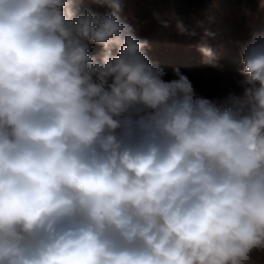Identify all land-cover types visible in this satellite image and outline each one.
Instances as JSON below:
<instances>
[{
    "label": "clouds",
    "instance_id": "obj_1",
    "mask_svg": "<svg viewBox=\"0 0 264 264\" xmlns=\"http://www.w3.org/2000/svg\"><path fill=\"white\" fill-rule=\"evenodd\" d=\"M122 8L0 0V264H259L264 31L210 99Z\"/></svg>",
    "mask_w": 264,
    "mask_h": 264
},
{
    "label": "rangeland",
    "instance_id": "obj_2",
    "mask_svg": "<svg viewBox=\"0 0 264 264\" xmlns=\"http://www.w3.org/2000/svg\"><path fill=\"white\" fill-rule=\"evenodd\" d=\"M104 12L106 9H95ZM121 18L135 35L148 42L144 49L150 61L171 78L179 69L193 82L197 91L210 99H221L234 84L240 64V48L255 32L264 31L262 0H123ZM180 20L195 36L181 34ZM165 23L167 26H165ZM205 31L214 35L205 36ZM202 43L211 48L222 70L211 67L199 51ZM101 50L94 48L93 54ZM264 264V252L255 253Z\"/></svg>",
    "mask_w": 264,
    "mask_h": 264
}]
</instances>
